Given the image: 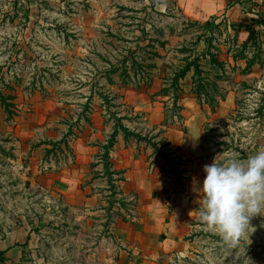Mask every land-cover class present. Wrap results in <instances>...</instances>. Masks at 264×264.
Segmentation results:
<instances>
[{
  "label": "rangeland",
  "instance_id": "obj_1",
  "mask_svg": "<svg viewBox=\"0 0 264 264\" xmlns=\"http://www.w3.org/2000/svg\"><path fill=\"white\" fill-rule=\"evenodd\" d=\"M247 3L249 13L256 11V2ZM257 16L264 22L260 13ZM214 23L186 18L174 0H0V167L6 179H14L7 160L15 156L19 128L37 106L46 105L51 125L38 130L41 145L50 144L45 135L53 131L57 143L66 146L68 136L80 132L96 114L107 141L100 156L109 152L106 148L118 133L140 143L149 153L151 174L172 176V193L159 201L171 211L173 199L184 193L191 176L181 165V153L174 151L167 158L158 155L165 152L164 136L169 130L186 131L188 117L180 106L179 85L187 90L190 82L197 98L194 103L201 105L204 115L199 136L204 158L212 163L218 156L222 162L231 153H239L242 159V155L247 158L264 149V30L244 51L233 45L236 28ZM238 56L241 60L233 61ZM197 57L204 72L199 78L194 66L186 69ZM213 59L224 64L225 73L212 65ZM247 63L253 65V74L246 75ZM187 70L175 88L177 78ZM215 76L218 79H212ZM198 79L203 82L200 90ZM128 90L167 98L162 125L151 130L140 126L143 116L128 109L124 96ZM150 90L156 96L149 95ZM63 154L66 147L61 151L51 141L44 156L61 163ZM95 180L94 189L113 213H108L105 224L97 215H87L81 224L73 216L66 221V213L50 210L39 190H33L35 203L18 201L21 212L17 216L30 224L42 264H117L118 259L100 244L104 236L108 238L111 219L113 224L122 219L148 233L153 253L143 260L152 264H247L245 258L251 264H264L263 239L254 220L255 231L229 247L200 220L201 202L186 226L190 231L180 252H161L168 236L158 229L152 214L145 212L156 201L153 194L142 191L116 197L105 166ZM12 185L5 184L8 191ZM136 248L144 249L139 244ZM117 249L125 251L120 244Z\"/></svg>",
  "mask_w": 264,
  "mask_h": 264
},
{
  "label": "crops",
  "instance_id": "obj_2",
  "mask_svg": "<svg viewBox=\"0 0 264 264\" xmlns=\"http://www.w3.org/2000/svg\"><path fill=\"white\" fill-rule=\"evenodd\" d=\"M251 1L258 4L256 11L252 10L253 13H249L247 9V0L236 2L232 0H174L176 7L180 8L186 18L193 22L215 21L216 26L223 23L229 30L231 27L236 28L233 38L237 37L238 44H243L247 40L250 29L264 30V22L257 16L260 13L261 19H264V0ZM246 20L249 23H246ZM159 87L164 88V85L160 84ZM179 87L183 90H180L183 94L180 98V106L186 118L188 117L186 121L188 125L185 132L169 130L164 136L163 150L170 154L174 151L181 153L184 159L181 165L185 167V171L191 178L184 188V193L173 199L171 211L159 201L168 194L167 192L172 193L174 188L172 176L164 172L151 174V164L148 162L147 155L149 153L140 143H135L129 138L125 139L118 133L113 147L107 154L106 163L109 169L108 171L105 169L116 188V197L127 198L132 193L142 191L153 194L152 198L156 201L145 212L152 214L158 229L166 231L169 244L166 245L168 240H164L161 244V252H180L182 249L183 242L190 231L186 226L192 223L196 206L201 202L200 194L196 189L204 178L202 169L205 165L211 164L203 157L199 146L204 115L201 105L194 103L197 98L194 92L192 93V82L189 83L187 90L181 85ZM125 94L124 96L128 97V109L143 116L140 123L142 128L151 130L162 125L166 105L163 101L167 98L157 97L156 91L149 93L156 96L153 98L148 97L147 94H137L129 90ZM47 115L46 105L37 106L27 117L25 124L19 128L20 141L14 150L15 156L7 160L14 172L12 174L14 179L7 180L3 173L4 169L0 167V264H42L36 255L30 224L17 216L21 212L19 200L26 199L30 204L35 203L37 197L33 190L36 192L39 190L43 194L42 198L49 202L50 210L66 213V221L73 216V219L81 224L87 219V215H97L100 222L105 224L109 220L108 213L113 214L108 212L106 202L102 200L99 191L94 189L97 185L92 184L97 180H95L97 175L102 176L105 164V161L102 164L100 152L107 141L103 135L105 127L103 124L99 125L100 117L96 114L92 115L86 122L85 128L80 129V132H76L75 135L68 136L66 146L64 143H57L59 140L53 131L45 135L50 144L41 145L38 130L51 128ZM124 128L131 130L128 125H124ZM51 141L59 146L61 151L66 147L62 165L44 156L51 147ZM93 159L96 160L95 165L92 164ZM98 170L101 173L95 175V171ZM10 183L13 185L8 191L7 186ZM253 220L260 231L264 246V216H257ZM112 222L113 219L110 220L109 226L114 229L108 227L110 230L106 233L108 238L104 236L100 244L118 259L117 264H152L143 260V258L148 259L153 253L149 249L148 233L141 231L142 229L137 231L134 225L122 219L116 224ZM153 240L157 241V234L153 235ZM117 244L123 246L125 251L118 250ZM138 244L144 249L136 248Z\"/></svg>",
  "mask_w": 264,
  "mask_h": 264
},
{
  "label": "clouds",
  "instance_id": "obj_3",
  "mask_svg": "<svg viewBox=\"0 0 264 264\" xmlns=\"http://www.w3.org/2000/svg\"><path fill=\"white\" fill-rule=\"evenodd\" d=\"M202 171L204 178L196 189L201 197L199 218L234 247L255 231L253 218L264 216V149L246 159L231 153L220 162L217 156Z\"/></svg>",
  "mask_w": 264,
  "mask_h": 264
},
{
  "label": "trees",
  "instance_id": "obj_4",
  "mask_svg": "<svg viewBox=\"0 0 264 264\" xmlns=\"http://www.w3.org/2000/svg\"><path fill=\"white\" fill-rule=\"evenodd\" d=\"M207 26H213L212 24L211 25H207ZM260 34V31H256L255 29H250V31H249V35H248V38H247V40L243 43V44H238V41H237V37H235L234 38V41H233V45L235 46V47H237L239 50H244L245 51V49H247V47H249L248 45L251 43V42H255L257 39V36ZM261 50H258L257 51V53L258 54H260L261 55ZM235 59L236 60H241V59H239V56L238 57H236V58H233V61H235ZM212 65H214V67L218 70V71H221L222 73H225V66H224V64H222V63H218L216 60H212ZM187 66V68L186 69H188V67H190V66H194L195 68H194V73L197 75V77L199 78V76L201 75V74H203L204 72L202 71V69H200L201 67H199L200 65H199V57H197L196 59H193V62L191 63V64H187L186 65ZM253 68V65H251V64H246V75H250V74H253V72L251 71V69ZM189 72V70H187V71H185L184 72V74L183 75H181V76H179L178 78H177V81L175 82V88H177V84L176 83H178V81L181 79V78H183L184 76H186V74ZM212 79H218L217 78V76H215L214 78H212ZM197 88L200 90L201 88H203V82H202V79H198V86H197ZM223 97L224 96H222L221 97V99H223ZM263 97H264V95H263ZM263 103H264V99H263ZM4 108H5V110H6V112H7V109H6V106H4ZM125 131V133H127L126 132V130H124ZM161 133H163V132H161ZM115 134V133H114ZM115 136H116V134L114 135V136H112V138H111V140H110V143H109V145H108V147L106 148V149H111L112 147H113V144H114V140H115ZM154 147L155 146H157V145H153ZM161 147V146H160ZM156 148V147H155ZM158 152V151H157ZM108 154V153H107ZM107 154L105 155V156H103L102 157V159L105 161V164H104V166H105V169H106V171H108V169H109V166L107 165V163H106V161H107ZM170 155V153H167V152H164V153H161V154H159L158 156L159 157H162L163 158V156L164 157H166L167 158V156H169ZM242 159H246V156L245 155H242ZM152 172H153V170H152ZM159 173V172H158ZM176 176H178V173L176 174Z\"/></svg>",
  "mask_w": 264,
  "mask_h": 264
}]
</instances>
